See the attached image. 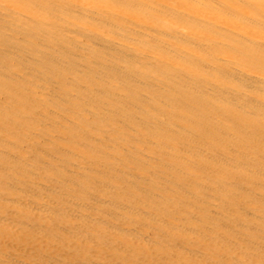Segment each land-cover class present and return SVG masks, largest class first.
Returning a JSON list of instances; mask_svg holds the SVG:
<instances>
[{"label": "bare ground", "instance_id": "1", "mask_svg": "<svg viewBox=\"0 0 264 264\" xmlns=\"http://www.w3.org/2000/svg\"><path fill=\"white\" fill-rule=\"evenodd\" d=\"M0 264H264V0H0Z\"/></svg>", "mask_w": 264, "mask_h": 264}]
</instances>
